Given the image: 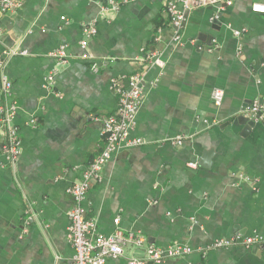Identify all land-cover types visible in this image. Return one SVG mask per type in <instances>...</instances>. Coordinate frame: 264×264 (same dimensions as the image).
Wrapping results in <instances>:
<instances>
[{
	"label": "crops",
	"instance_id": "crops-1",
	"mask_svg": "<svg viewBox=\"0 0 264 264\" xmlns=\"http://www.w3.org/2000/svg\"><path fill=\"white\" fill-rule=\"evenodd\" d=\"M109 1L25 0L0 11V51L17 52L5 62L12 87L4 104L14 106L21 141L11 164L0 132V264H71L66 190L103 145L101 120L118 102L111 80L140 70L152 49L161 64L145 72L130 134L143 143L119 147L85 201L98 233L145 240L105 264L175 242L190 251L160 264H264V249L208 248L217 238L264 235V114L254 127L237 122L246 104L264 100V14L252 10L264 0L194 9L178 30L163 0H115L120 8L104 12ZM85 25L96 34L83 50ZM60 45L67 61L59 65L52 52Z\"/></svg>",
	"mask_w": 264,
	"mask_h": 264
},
{
	"label": "built area",
	"instance_id": "built-area-1",
	"mask_svg": "<svg viewBox=\"0 0 264 264\" xmlns=\"http://www.w3.org/2000/svg\"><path fill=\"white\" fill-rule=\"evenodd\" d=\"M126 1V0H125ZM25 0H0L1 12H13L24 5ZM220 0H163V10L169 23L177 30L182 26L187 14L197 8L218 5ZM121 2L110 0L103 5L101 9L104 12L116 11L120 8ZM252 10L264 14V3H254ZM96 34V28L92 25H85L82 28V37L80 47L85 50L88 41ZM239 35L240 31H234ZM179 39V35H175ZM241 50L238 47V52ZM14 49H4L0 51V132L3 136L1 152L6 160L13 164L21 149V141L18 129L13 123L14 106H6L4 99L11 94L12 83L4 71L6 59L16 54ZM52 56L58 64H64L67 61L66 45H60L52 52ZM88 58L87 54H83ZM141 69L130 73L127 76L113 78L111 80V89L118 97L116 110L101 120L100 134L103 139V145L97 154L92 158L89 164L81 172L80 178L75 181L66 192L72 200V205L67 212L69 224L67 228V238L73 248L71 264H105L108 258L122 256L127 245L133 244L141 246L144 243L142 235L134 232L124 233L117 229L113 234L103 235L98 233L96 220L87 215L85 201L89 190L94 183L99 182L102 177V171L106 163L112 158L113 153L119 147H132L143 143L139 137H130L137 110L140 107L144 90V76L146 70L155 65L161 64L159 51L152 49L144 51L141 58ZM93 72L98 71L96 62L91 64ZM46 84H53L54 72L46 78ZM2 98V99H1ZM223 98V90L215 88L212 91V100L214 104L219 105ZM242 113L250 118H256L264 114V100L255 99L242 108ZM181 138L174 140V143H180ZM186 166L192 169L198 167L197 162L189 161ZM244 180L247 176L238 174ZM117 222V219L115 220ZM232 246L254 247L264 249V235H240L231 237L217 238L209 245L211 248H228ZM190 248L177 242L165 247H156L148 245L145 248V254L142 257H126L121 264H160L166 258L176 257L188 253Z\"/></svg>",
	"mask_w": 264,
	"mask_h": 264
},
{
	"label": "water",
	"instance_id": "water-1",
	"mask_svg": "<svg viewBox=\"0 0 264 264\" xmlns=\"http://www.w3.org/2000/svg\"><path fill=\"white\" fill-rule=\"evenodd\" d=\"M210 40L208 41V45H210ZM258 117H260V116H257L256 118H258ZM238 123L239 124H242V125H247V126H251V127H254V125H255V118H253V119H249V117H246V116H244V115H240V116H238Z\"/></svg>",
	"mask_w": 264,
	"mask_h": 264
}]
</instances>
